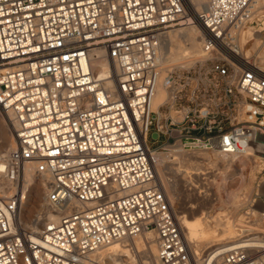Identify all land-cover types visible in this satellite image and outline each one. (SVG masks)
<instances>
[{
  "label": "built area",
  "instance_id": "2783aa9c",
  "mask_svg": "<svg viewBox=\"0 0 264 264\" xmlns=\"http://www.w3.org/2000/svg\"><path fill=\"white\" fill-rule=\"evenodd\" d=\"M186 25L200 48L160 80L163 38ZM0 111L14 137L0 173L16 187L0 194V264H89L149 232L158 264H264L243 244L193 252L155 171L159 151L264 144V0H0ZM27 165L58 215L36 231L18 221Z\"/></svg>",
  "mask_w": 264,
  "mask_h": 264
},
{
  "label": "bare ground",
  "instance_id": "6f19581e",
  "mask_svg": "<svg viewBox=\"0 0 264 264\" xmlns=\"http://www.w3.org/2000/svg\"><path fill=\"white\" fill-rule=\"evenodd\" d=\"M203 1L204 0H193L197 8ZM200 34H201L200 30L196 25L179 26L167 32V34L163 38L162 46L160 50L162 58H163V62H164V69L161 73L160 80L164 78L167 70L170 67L186 65L191 62V57L194 54H196L200 48V44H201ZM100 64L103 65L104 68L107 67L105 63H100ZM163 96H164L163 86H158L155 99L153 100V107L157 105L158 101H160L163 98ZM0 112L4 115L2 111ZM8 124L10 127V123ZM11 134H12L11 144L8 142V140H5L3 144L0 146V170L3 165V160L6 157L8 151L14 146V137H13L12 129H11ZM262 151H264V144L259 143L257 144V146H247L243 148L238 154H228L227 155V154H220L215 151H209V152H211L212 154H215L216 156H220L219 157L220 160L226 163V165L224 164V166H226V169L234 166V168L237 171L236 173H238L239 169H242L249 164H253L254 161H256L258 157L264 158L262 157ZM182 153H187V152H179V151L161 152L159 151L155 154V157H156V166H155L156 170L155 171H156L157 178L162 184V187L166 195L168 196L169 200L172 203H173V199L170 196L171 195L170 186L167 187L165 182L160 179L159 172L157 169H158L159 163H162L164 159H175V157H177L178 155ZM194 153H208V151H200V152H194ZM187 154H193V153H187ZM193 157L197 159L199 156L194 155ZM220 160H217V161H220ZM217 163L215 165H217ZM200 165L202 166V164ZM254 167H256V164H254ZM262 167H264V165H261L260 170L262 169ZM24 173H25V177H24L22 189L26 195H25L24 200L22 201L21 207L18 212V221L19 223H23L24 227H26L25 225H29L30 227L29 229L36 231L40 229V226L42 227L46 219H52L55 221L57 220L58 215L52 212V209L47 205V202H46V191H47L46 178L44 176L35 174L33 172L32 165H27L25 167ZM221 174H222V179H223V181L221 182V187L226 192V196H225L226 200H233V201H237L238 203V200H237L238 198L234 196L235 191L234 189L231 188L232 183L229 184V181H228L232 176L229 175L227 172H224ZM243 182H244V177L239 173L238 181H237V185H238L237 188L239 186H243ZM15 189H16L15 185H12V183L8 180V178L4 177L0 173V194L5 195L6 193H12L15 191ZM25 205L26 206L29 205V208L26 214L22 215V212L25 213L24 212L25 210L24 211H21V210L23 209V206ZM40 209H44L45 211L39 215V218L38 216H36L37 219L32 220L31 218L32 215L34 216L38 215V212H39L38 210ZM252 211L253 210H250L249 213H252ZM188 214H185L183 211L176 212V215L179 219V223L183 229L185 238L190 243L191 250L195 253L200 252L201 251L200 249L202 248H207L213 245H218L219 247H226L228 249H231L238 245L243 244L245 246H248L249 248L264 250V235L260 236V233L264 234V229H260L257 231L255 230L251 232V230L253 229H250V227L249 228H242V227L239 228L238 227L239 229L235 230L234 225L230 223L231 221H229L228 219H225L217 223L218 229H220V231H216V229H213L209 223L204 221V218L202 215H195V216L191 215L190 216ZM261 214H262V219H260L261 224L264 225V212H261ZM42 221H43V224H42ZM245 222L246 223L250 222V220H247ZM244 225H247V224L243 223V221H241L239 224V226H244ZM217 226H214V227H217ZM246 231H250V233H245ZM240 234H244L243 236H247V237L249 236V234H254V235L253 237H250V238L239 239L240 241L238 242H233V243L231 242L230 244H225V241H224V245L220 244L222 243L223 240H230V239L236 238V236ZM243 236L241 235V237ZM132 245H134L136 250L141 253L140 255L144 259L143 261L144 264H158L157 246L155 243L154 235L151 232L140 233L133 238H125L117 242H112L111 244L107 246H103L97 249L96 251L89 254L88 256L89 264H123L124 262L123 256H126L128 252L133 250ZM127 263L125 262V264Z\"/></svg>",
  "mask_w": 264,
  "mask_h": 264
},
{
  "label": "rangeland",
  "instance_id": "374dc122",
  "mask_svg": "<svg viewBox=\"0 0 264 264\" xmlns=\"http://www.w3.org/2000/svg\"><path fill=\"white\" fill-rule=\"evenodd\" d=\"M0 114L1 146L5 140H8L11 144L12 134L7 118L1 112ZM147 134L146 142L150 148H158L166 141V137L164 135H155L153 126H150ZM192 155H198L199 157L196 159ZM219 157L220 156H216L209 151L208 153H182L175 157V159H164L162 163H159L157 169L159 177L165 182L167 187L170 186V196L173 199L175 211H183L185 214L189 213L188 215L190 216L202 215L204 221L209 223L213 229H216V231H220L217 223L225 219L231 221L230 223L234 225L235 230H238L241 227H250V229H253L251 232L264 229V225L261 224L260 220L262 219V214L259 210L260 203L258 197L260 193H264V186L258 187V184L264 180V169L260 170L261 165H264V158L258 157L253 164H249L246 167L239 169L238 173H236L237 171L234 166L226 169V166H224L226 163L221 161ZM262 157H264V154H262ZM199 163L202 164V166ZM216 163L217 165H215ZM254 164H256V167H254ZM224 172H227L232 176L228 181L229 184L232 183L231 188L235 191L234 196L238 198V203L237 201L226 200V192L221 187V182L223 181L221 173ZM239 173L244 177V182L243 186H239L237 188ZM28 208L29 205L23 206L21 211L25 210V213L22 212V215L26 214ZM250 210H253L252 213H249ZM38 211V215H32V220L37 219L36 216L39 218V215L45 210L40 209ZM247 220H250V222L246 223L245 221ZM241 221L247 225L239 226ZM21 224L22 226L24 225L23 223ZM25 226L26 227L24 228L26 229L30 228L29 225ZM245 233H250V231H246ZM241 235L243 236L244 234H240L236 236V238L230 240H223L220 244L224 245V241L225 244L238 242L240 241L239 239L250 238L253 237L254 234H249L248 237H241ZM262 235L264 234L260 233V236ZM132 246L133 250L128 252L126 256H123V264H125V262H128L127 264H144V259L140 255L141 253L136 250L134 245ZM203 249L205 248L200 250Z\"/></svg>",
  "mask_w": 264,
  "mask_h": 264
}]
</instances>
